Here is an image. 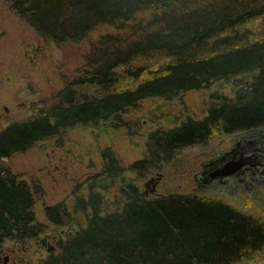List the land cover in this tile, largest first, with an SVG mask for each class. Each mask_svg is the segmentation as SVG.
<instances>
[{
	"label": "trees",
	"instance_id": "obj_1",
	"mask_svg": "<svg viewBox=\"0 0 264 264\" xmlns=\"http://www.w3.org/2000/svg\"><path fill=\"white\" fill-rule=\"evenodd\" d=\"M5 1L44 43L75 46L83 62L28 117L0 128V244L9 238L26 251L44 231L60 233L30 264H234L264 253V210L249 214L192 192L146 198L108 147L102 172L122 182L116 207H102L90 184L72 208L44 205L49 225L36 217L34 187L7 161L68 127L120 119L141 99L219 79L225 91L204 117L151 130L143 157L127 168L137 173L181 147L264 128V28L255 27L264 0ZM62 225L73 226L64 237Z\"/></svg>",
	"mask_w": 264,
	"mask_h": 264
},
{
	"label": "rangeland",
	"instance_id": "obj_2",
	"mask_svg": "<svg viewBox=\"0 0 264 264\" xmlns=\"http://www.w3.org/2000/svg\"><path fill=\"white\" fill-rule=\"evenodd\" d=\"M255 27L264 28V20L257 21ZM82 62L75 46L44 43L31 25L21 19L5 0H0V111H3L1 106L4 104L9 108L0 115V128L28 117L32 106H41L46 96L62 87L64 75H69ZM232 81L228 80L227 84H232ZM221 91L224 92L225 88L219 79L197 89L181 91L171 98L147 97L129 107L120 119L68 127L60 135L36 141L7 161L21 179L34 187L36 217L47 225L50 223L44 205L63 201L72 208L78 194L87 196L90 184L102 207L105 208V204L108 209L116 207L115 199L121 195L119 185L122 182L102 172L101 150L105 147L110 148L124 166L123 178L130 179L146 198L169 192H192L220 198L240 211L253 214L264 210L263 182L252 186H223L195 178L204 160L226 150L241 133H225L207 144L181 147L174 150L169 159H160L155 166L137 173L127 168L132 161L143 157L151 130L173 127L186 116L204 117L208 104ZM249 132L253 130L243 134ZM71 227L58 226L61 237ZM59 238L60 233L54 237L48 229L41 234L42 240H30L26 251L18 249L14 240L5 238L1 243L9 249L0 251V264H13L11 247H15L16 253L22 256L18 264L35 262L39 257H45L49 251L47 247L55 246ZM5 254L10 258L4 263ZM234 264H264V253L250 261Z\"/></svg>",
	"mask_w": 264,
	"mask_h": 264
},
{
	"label": "water",
	"instance_id": "obj_3",
	"mask_svg": "<svg viewBox=\"0 0 264 264\" xmlns=\"http://www.w3.org/2000/svg\"><path fill=\"white\" fill-rule=\"evenodd\" d=\"M1 108L2 112L9 110L5 104ZM2 112L0 111V115ZM258 140L264 141V128L235 137L226 150L217 152L213 157L202 162V169L196 174L197 176L195 175L196 180L212 182L215 179H227L236 174L239 169L255 163ZM152 179L150 178L149 181ZM151 190L153 191L154 187ZM47 248L53 250L55 246L49 245Z\"/></svg>",
	"mask_w": 264,
	"mask_h": 264
},
{
	"label": "flooded vegetation",
	"instance_id": "obj_4",
	"mask_svg": "<svg viewBox=\"0 0 264 264\" xmlns=\"http://www.w3.org/2000/svg\"><path fill=\"white\" fill-rule=\"evenodd\" d=\"M242 134L243 133H241L240 135ZM256 152L258 154L255 163H252L250 165H247L246 167L239 169L236 174H233L227 179H221V180L215 179L211 183H221L223 186H231V185L235 186L236 184L252 186L253 183H258V182L264 183V141L258 140ZM4 248L9 249L8 247H4L3 244L1 243L0 251H3ZM17 248L19 249L20 246L17 245ZM10 251L13 253L11 257L13 264H18V260H21L22 256L16 253L15 247H11ZM8 255L9 254L4 255L3 258L4 263L7 262L8 259L10 258Z\"/></svg>",
	"mask_w": 264,
	"mask_h": 264
}]
</instances>
